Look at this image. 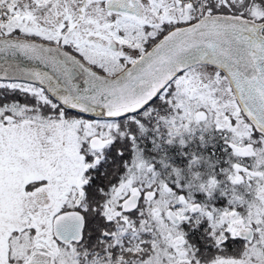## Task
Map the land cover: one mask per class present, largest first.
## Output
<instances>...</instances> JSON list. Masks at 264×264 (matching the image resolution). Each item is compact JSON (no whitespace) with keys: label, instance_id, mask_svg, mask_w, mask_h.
Listing matches in <instances>:
<instances>
[{"label":"snow or ice","instance_id":"snow-or-ice-1","mask_svg":"<svg viewBox=\"0 0 264 264\" xmlns=\"http://www.w3.org/2000/svg\"><path fill=\"white\" fill-rule=\"evenodd\" d=\"M0 264H264V0H0Z\"/></svg>","mask_w":264,"mask_h":264}]
</instances>
